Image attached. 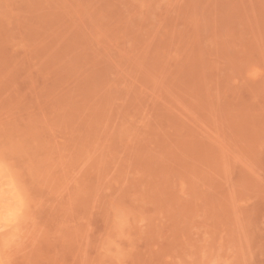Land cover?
<instances>
[{
    "label": "rangeland",
    "instance_id": "1",
    "mask_svg": "<svg viewBox=\"0 0 264 264\" xmlns=\"http://www.w3.org/2000/svg\"><path fill=\"white\" fill-rule=\"evenodd\" d=\"M0 264H264V0H0Z\"/></svg>",
    "mask_w": 264,
    "mask_h": 264
}]
</instances>
